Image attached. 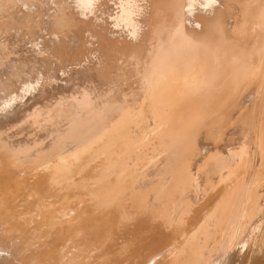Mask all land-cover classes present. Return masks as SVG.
<instances>
[{
    "label": "bare ground",
    "instance_id": "bare-ground-1",
    "mask_svg": "<svg viewBox=\"0 0 264 264\" xmlns=\"http://www.w3.org/2000/svg\"><path fill=\"white\" fill-rule=\"evenodd\" d=\"M104 1L0 0V34L9 31L13 33L20 21L22 22L21 26L25 27H22L19 33L37 29L41 31V34L48 33V30L53 28L50 21L88 16L86 9H82L83 6L92 2L99 4ZM227 1L230 3L232 0ZM227 1L225 0L226 3ZM244 1H247L246 8H248L243 12L246 14L244 24L248 22L253 30H262V36H264L263 0ZM119 3L121 10L133 11V4H136L141 12L145 11V8L142 7L143 2L119 0ZM111 15H113L112 10ZM106 16L109 15L104 14L102 17ZM219 24L221 23L218 22ZM214 26H207L201 33L192 29L188 30L185 24H180L178 28L181 35L180 40L189 45L192 49L191 52L186 51L182 45L175 49L170 45V50L167 51V48L161 50L163 54L160 55L161 42H155L150 49L146 50L142 59L135 63V66H132L133 60L128 59V62L131 63L129 67L114 70V74L109 79H103L102 83H99L101 86L99 90L96 87L88 89L79 86L75 91H72L74 94L64 91L59 98L48 103V99L43 102L37 101L36 96L42 88L36 85L35 87L39 88L34 92L35 87L30 86L31 92L34 94L30 98L28 97L27 101L25 99L26 90L23 89L24 97V92L20 91L22 96L18 95V98L25 99V103L22 100L23 104H17L16 101L19 99L15 98L14 102L17 105L8 107L6 102L0 106V227H14L21 230L18 233L3 234L4 241L3 243L0 241V261L8 260L6 257L10 252L6 255L5 249L19 250L20 245L18 246V244L23 241V237H28L26 240L29 241L38 231L48 229L46 227H48L49 208L50 211H53L52 219L60 220L65 225L64 230L55 234L51 233L48 243L45 245L48 246L47 251L49 249L47 262L50 261L51 264L57 260L60 263L61 257L63 261L66 260L65 263L62 261L61 263L67 264L69 255L73 256L74 254L76 259L73 262H77L81 252L80 256L88 254V251L97 249L101 242L98 247L100 249H103V247L101 248L103 245L110 250L116 246L114 253H124L125 257L130 255L131 257L128 256L130 263L126 264H246L248 261L253 264H264L263 231L258 232L255 237L258 239V243H255L256 247H254V243L253 246L251 244L259 255H255L258 259L253 262L255 256L252 252L253 257L250 256L252 259L248 256L250 254L249 242L254 236L252 230L264 226L263 215L256 219V215L252 216L253 211L258 208L255 205L258 203L257 196L261 197L262 195L258 191L262 179H259L260 173L257 170L251 173V181L255 180V186L258 185L254 188L252 197L249 195L252 202L255 200L251 216L243 219V223L237 226L238 231H228L233 227L235 218L232 214L229 215L230 208L234 205L232 199L235 201V198L244 192H237L238 186L240 184L242 186L241 182L243 181L245 184L244 177L248 176L250 171H244L246 175L242 177L241 175L236 177L234 172L242 168L245 169V164L248 166L246 169H253L255 162L252 160H255L259 154L251 153V149L256 148L258 143L260 144L258 146L262 147H260L262 151L260 155L264 157V116L262 114L255 116L254 131H251L252 122L247 119L242 120L241 125L234 126L235 134L240 133L239 130L244 126L241 131H245L247 138L243 140L236 135L229 138L230 133L227 128L231 127L232 120L229 121L226 116L232 112L233 103L238 96L245 98V102H247L254 95L252 85L262 81L264 83V37L262 39L247 38L245 42L233 45L224 41L223 35H215ZM244 27L239 26L236 30L244 34L243 31H246V28L243 29ZM256 36L261 35L257 34ZM30 50L27 52L30 53ZM39 50L41 51L40 48ZM10 51L14 53L16 50L0 49L4 60L2 62L10 63V66L13 67L4 79L0 77L2 79L0 80V90L8 88L10 82L7 79L19 80L21 76L32 72L35 65L34 60L38 54L36 50V56L33 59H26L27 61L20 60L23 57L16 58V60L14 57V60L9 57V59L4 58L5 53L11 55ZM23 51L25 50L23 49ZM123 51L118 49L116 53L120 54ZM29 53L25 52L24 55ZM123 69L125 70L121 72ZM3 70L0 71V75ZM127 79L137 83L136 86H130L128 91L121 86ZM11 85H14L13 91L17 90L15 83ZM28 88L26 89L28 90ZM31 92L29 91V93ZM46 93L43 94V97L47 95ZM186 102L188 103L186 104ZM49 111L52 115H48ZM74 115L81 124L99 126L102 130L96 135L94 134L93 137H82L79 142L76 141L78 140L76 137L77 144L70 141L71 144L66 143L70 147L67 145L63 147L61 140L66 129L73 123ZM172 117H182L188 120L181 125ZM99 118L103 121L100 122ZM161 126L164 129L158 133ZM81 128L79 127L77 130H81ZM252 132L254 133L252 134ZM251 134L255 135L252 139L249 138ZM145 135L151 137L154 145L150 149L151 151L145 154V157L143 156L140 164L141 171L132 165L129 169L121 172L120 169L127 164L121 162L126 155H129L128 152L140 148ZM75 136L73 134V137ZM235 144H240V152L233 149ZM48 150L51 156L38 160L46 155ZM163 151L170 152V155L166 156L165 162H163L164 158H160V156L155 158ZM212 159L213 161L210 162ZM33 161L35 163H30ZM151 161L155 163L147 164ZM24 162L29 163L30 166L21 170L19 166L25 164ZM227 163H232V165L235 163V170H232L231 164L230 166L228 164L231 170H223ZM139 172L149 177L147 185H143L144 187H140L137 191L123 189V186L128 184ZM113 173L117 175L119 181L114 186L112 195L98 198L95 202L88 200L89 202L83 203L86 199L85 196L87 195L89 198L91 191H96L99 187V182L109 179ZM237 174L239 175L240 171ZM233 176L234 179L241 177L240 180H244H238L239 184H234ZM5 177H10L12 180ZM230 182L232 186L229 184L228 187L227 184ZM150 183H157V185L150 186ZM223 184H226L227 187ZM210 185L212 189L213 186L218 187L219 191H216L215 194L211 193V197L208 195L205 203L198 207L197 204L199 205L200 202L202 203L201 200H204V197L201 199L199 195L206 189L210 193ZM240 190H242L241 187ZM208 193H204L203 196ZM197 195L201 199L200 202L198 201L199 203L196 202ZM239 198L235 201V207L241 201ZM42 201H45L47 205L42 204ZM26 204L31 206V212L28 215H23L20 212ZM40 204L43 205V213L42 210L36 209ZM53 206H55L54 210ZM67 206L70 209L63 211L62 209ZM234 209L237 210V208ZM148 211H152L153 214L150 216ZM235 211L234 214H236ZM197 213L199 217L195 218ZM105 214L108 215L109 220L108 222L104 221L106 222L105 228L102 227L103 223L101 224L103 228L101 230L98 221L101 222L105 219ZM181 214L184 215L179 218ZM41 215L42 219L38 220L37 218ZM95 215H97L96 221ZM100 215H104L101 220L98 219ZM150 217L153 218L152 220H156L158 217L162 218L163 223L169 224L179 218V226L171 233H167V240L150 245L147 244V241L151 239L152 229L160 228L159 224L155 225L149 221ZM91 218H94L92 222L96 225L90 223ZM186 223L187 226L184 227ZM89 225L90 228L93 227V232ZM96 226H99L101 231L98 228L95 230ZM194 230L195 233L190 235V232ZM103 231L106 233L101 238ZM45 233L48 234V232ZM96 240L97 242L94 244ZM98 240L101 242L99 243ZM182 240L185 244L194 240L197 245H193L194 247L191 251L189 249L188 254L184 246L180 250V255L184 256L177 261V257L174 256L176 247L171 244L177 245ZM84 242L87 248L84 247ZM81 243L83 251L79 247ZM87 243L91 244L88 246ZM97 244L98 246H95ZM77 245L81 252L74 253L78 249ZM118 245L120 246L117 247ZM35 249L36 247L32 248L30 255L24 253L21 255L22 257L19 256L21 258L17 257L7 264H23V259L26 262V256L30 257V259L27 258L26 264H35L31 260L41 253ZM33 250L37 252L34 256ZM107 252L104 253L108 257ZM92 253L91 251V262L88 259L90 264L94 262L92 260L94 257L98 258L104 254L99 252L100 255L97 253L98 256L92 257ZM116 254L109 257L111 262L115 261L113 258L117 257ZM212 254H217L218 258L210 259ZM121 256L124 257L120 254ZM141 257L142 259H140ZM144 258H150L148 263L143 260ZM72 259L74 258L72 257ZM85 259L87 260V258ZM117 259H119V255ZM70 261L68 264L71 263ZM82 261L85 264L84 259H81L78 264ZM89 262L87 261V263ZM117 264H121V262L119 263L117 260Z\"/></svg>",
    "mask_w": 264,
    "mask_h": 264
},
{
    "label": "rangeland",
    "instance_id": "rangeland-1",
    "mask_svg": "<svg viewBox=\"0 0 264 264\" xmlns=\"http://www.w3.org/2000/svg\"><path fill=\"white\" fill-rule=\"evenodd\" d=\"M120 1H122V0H120ZM136 1L144 3V5L142 6L145 8L144 12H141V10L138 8V6L136 4H133V8H134L133 11H130L129 9L121 10V4L119 3V0H105L104 2H100L99 4L92 2V3L88 4L87 6H83L82 9H86V11L88 12V14H87L88 16H81V17L68 18V19H62V20H57V21L56 20L50 21L49 23L53 28L49 29L48 33H42L41 34V31L38 29L36 31L31 29L33 31L27 32V33H19L21 31V28L25 27V26H21L22 22L20 21L19 26L16 29H14L13 33H12V31H9V32H3L2 34H0V49L7 48V49H11V50H16V51H14V53H13V51H10L11 55H9V53H5L4 58L9 57V58H11V60H14L13 59V57H14L16 60V58L20 59V57H23L20 60L27 61L28 59H33V57H35L36 54L38 53L35 60H34L35 65L32 68V72H30L28 75L21 76L19 78V80H16L15 78L7 79L10 82V83H8V88L5 87V89L0 90V106L6 102L8 103L7 104L8 107L15 106L17 104H20L22 100H24L23 103H25L28 100L27 98L28 97L30 98V96L34 94L31 92L32 89L30 88V86L34 88L36 85L37 86L39 85L40 88H42L39 90V93L36 96L37 101L43 102V101H45V99H48V103L50 101L56 99V98H59V96L64 91H69V92H71V94H74L72 91H75V89L79 86H81V88L85 87L88 89L90 87H96L99 90V88L101 87L99 85V83H102L103 79H105V78L109 79L110 76L112 74H114V72H115L114 70L120 69L121 67L122 68L129 67V64H131V63L128 62V59H132L133 60L132 66H135V63L139 62L142 59L146 50L150 49L151 46L155 42H158V41H160L161 45H162L160 51L166 50V48H167V51H168V49L170 50V45H171V47L174 46V49H175V47L182 45L186 51L191 52L192 49L189 47V45L184 43L182 40H180L181 35L178 32V28L180 27V24H182V25L185 24V26L188 30L192 29L196 32H201V33H203L205 31L207 26H212V25L214 26L215 25L213 27L214 34L215 35L218 34L221 36L223 35L224 41H227V43L233 44V45H237V43L245 42V40H247V38L258 37V38L262 39L264 37V36H262V34H263L262 30H260V31H258L257 29L253 30L251 28V24L248 22H246L244 24L245 19H246V14H244L243 12H244V9H246V10L248 9V8H246V4H247L246 2L247 1H244V0H235L236 2H232L233 1L232 0V1H230V3L227 0H226L227 3L225 2V0H156V1L136 0ZM263 2H264V0H263ZM95 5H97V6L95 7ZM253 7H254V5H253ZM111 10L113 12V15H111ZM228 10H229V12H228ZM140 12H141V15H140ZM230 12H232V13L229 14ZM104 14H108L109 16L102 17ZM218 22H220L221 24L218 25ZM239 26H241V27L245 26L243 29L246 28V31H243V32H245L246 34L240 33L239 31L236 30L237 27H239ZM257 34H260L261 36H256ZM162 47H164V48L162 49ZM39 48L41 49V51L39 50ZM23 49L25 51H23ZM30 49H32V50H30ZM42 49L44 50V52ZM45 49H46V51H45ZM118 49H122L124 51L120 54H117L116 52ZM126 49H129V50H126ZM171 49H173V48H171ZM28 50H30V53L27 52ZM36 50L37 51L39 50L43 54H41L39 51L36 53ZM31 51H33V52H31ZM141 51H142V53H141ZM21 52L23 55L22 54L17 55ZM25 52L29 53V54L24 55ZM159 54L162 55L163 52L161 51ZM0 55H1L0 56V58H1L0 62H2V61H4L3 60V54H0ZM6 55H7V57H6ZM14 55H17V56H14ZM31 55H33V56L31 57ZM27 57H30V58H27ZM0 67H1L0 69L5 68L4 70L2 69L3 75L2 74L0 75V77L1 78L3 77V79L5 78L6 74L13 68L10 66V63L5 64L3 62H2V65H0ZM7 67H8V69H6ZM2 70H0V71L2 72ZM124 70L125 69L121 70V72H123ZM121 72H120V74H121ZM1 78H0V80H2ZM262 82L252 85V88L254 90V95L249 99V101L245 102V98L239 97V96L235 99V102L233 103L234 107L232 109V112L230 113V115H226L227 119L229 121L232 120L231 121L232 123H230L232 125H231V127H229L231 129L229 130V128H227L228 132L230 133L229 138H233V136H235V135L237 137L240 136L241 140L247 138V137H245V135H246V133H244L245 131L244 132L241 131L244 126L241 127V130H239L240 133H238V134L234 133L235 132L234 126H237L239 124L241 125V121L244 119H247V120H250L252 122L253 125L251 128V131H254L255 130L254 125L256 122V121H254L255 116H257L258 114H262L264 116V83H262ZM12 83H15V85H17V88H16L17 90L13 91L12 88L14 85H11ZM136 85H137L136 82H132L131 79H127L125 82L123 81L121 86L126 91H128V88L130 86H136ZM258 85H260V86H258ZM26 88H28V90ZM37 88H39V87H37ZM37 88L35 87L33 89V92L36 91L35 89H37ZM23 89L26 90L25 92L28 95V96L26 95V97H25L26 101H25V99H19L18 98V95H19V97L22 96L20 94V91L23 93L24 92ZM29 91L31 93H29ZM47 91H48V93H46ZM25 92L23 94V97L25 95ZM45 93L47 95L45 97H43V94H45ZM15 98H16V100L19 99L20 102L16 101V103L18 102L16 104L14 102ZM12 100H13V102H12ZM23 103H21V104H23ZM187 103L188 102H186V104ZM51 111L48 112V115L49 114L52 115ZM74 114H76V113H74ZM100 117H102L101 114H100ZM72 119L74 120L73 123L69 125L68 129H66V131L63 135L64 137L61 140L62 141L61 144L63 145V147H65L66 145L68 146V144H71L73 141L75 142V144H77V142H79L82 137H93L100 130H102L101 127H99V126L81 124L80 120L78 118H76L75 115ZM96 119H98V118H96ZM172 119L177 120V123H179L181 125H182V123L184 124V122H186L188 120V119H185L182 117L181 118H178V117L173 118L172 117ZM99 120H100V122L103 121L101 118H99ZM169 120L171 121V118ZM79 127L80 128L83 127V128H81V130H77V128H79ZM163 129L164 128L161 126L158 130V133L162 132ZM253 133L254 132H252V134ZM73 134H74V136L75 135L76 136L73 137ZM252 134L249 136V138H251V139L255 136V135L253 136ZM257 136L259 137V135H257ZM76 137L78 138V140H76L77 139ZM263 139H264V136H263ZM70 141H72V142H70ZM66 143H68V144H66ZM153 145H154V142L151 139V137L149 135H145L142 142H141V146L139 148L140 150L137 149V150H133L132 152L130 151L127 153L129 155H126L125 159L121 162L123 164H125V163H127V164L125 166H123L120 169V171L123 172L126 169H129L130 166L132 167V165L134 168H136V169L139 168L138 170L141 171L142 168H141L140 164H141V161L143 160L142 158L145 157L144 156L145 154H148L151 151L150 149L153 147ZM256 145H257L256 148L251 149V153L255 152V154H259V155H257V157H255V160L254 159L252 160L253 162H255V164L253 165V169L252 170H250V168L246 169V167H248V166H246L247 164H245L246 170L244 168H242L244 170L241 169L242 171L239 170L240 171L239 175L237 174V172L239 173V171L234 172V174L236 173V175H237V176L235 175L236 177H238L240 175L242 177L243 175H246L245 174L246 171L247 172L250 171L249 175L248 176L246 175L244 177L246 186H245V184H243L244 181L241 182L242 186H241V184L238 186L239 190L237 192L244 191L245 193L242 192V194H241L239 192L241 196L238 194L239 196L237 198H235V201L238 200V198L240 197L242 203H241V201L240 202L238 201L239 204H237L235 207L236 202L234 201V199H232L233 200L232 202H234V205L231 204L232 207L230 208L231 211H230L229 215L231 216V214H232L233 218L234 217L235 218H234L233 225H232L233 227L228 230L229 232H233L235 230L238 231L237 226H239V225H241V223H243L242 222L243 219H247V217L251 216V211H252V208H254L255 200L252 202V198H250V196L252 197V194H254V188H256L258 186V185L255 186V184H256L254 182L255 180L251 181V179H252L251 173L255 170H257L260 173L259 179H262V181L260 183V187H258V191L262 195H261V197L257 196L258 197V201H257L258 203H255V205L258 208H256L255 211H253L252 216L256 215V217H255V219H256L258 216L263 215V218H264V157L260 155L262 153V151L260 149L261 146H258L260 144L258 143ZM68 147H70V146H68ZM248 147H250V146H248ZM233 149L240 152V149H241L240 144L233 145ZM225 150H227V149H225ZM218 153H220V152H218ZM131 155L132 156L134 155L133 158ZM169 155H170V152L163 151V152L159 153L157 156H155V158H159V156H160V158H164L163 162H165L166 156H169ZM50 156H51V154L48 150L46 152V155L40 157L38 160H42L45 157H50ZM188 158H189V156H188ZM212 161H213V159L210 162H212ZM24 163L25 164H22L19 166V168H21V170H25L27 167L30 166L29 163H27V162H24ZM30 163H35V162L33 161ZM130 163H132V164L130 165ZM149 163L151 164V163H155V162L154 161L147 162V164H149ZM228 164H229V166H230V164L232 165V163H227L224 166L223 170H225V171H226V169L231 170V168L228 166ZM234 164L232 165V168H233L232 170H235ZM235 166H236V164H235ZM241 177H239V179L236 178L237 181L240 180ZM5 178L9 179L10 177H5ZM147 178H149V177H146V176L140 174V172H139L133 176L132 180H130L128 184H125L123 186V189L125 188V190L137 191L140 189V187H144L147 185V183H148ZM205 178H206V176H205ZM246 178L248 181L246 180ZM236 179H234V176L232 177V180H234V184L235 183L239 184V181L237 182ZM244 179H241L240 181H242ZM10 180H12V178H10ZM137 180H138V182H137ZM118 181H119V179L117 178V175L114 173L111 175V177L109 179L100 181L99 187L96 189V191H91V195H89V198L86 195L85 196L86 199L83 203H85L86 201L89 202L88 200H93L92 202H95L98 198H105V197L112 195L113 188L117 184ZM143 181L146 182V184H143L144 183ZM229 184H231V182L227 184L228 187H229ZM232 184H233V181H232ZM232 184H231V186H232ZM234 184H233V186H234ZM153 185L155 186V185H157V183H152V184L150 183V186H153ZM223 185H225L227 187L226 184H223ZM243 185H244L245 190L243 189ZM238 187H236V188H238ZM240 187L242 188V190H240ZM210 188H211V185L209 187V190L211 191L210 193H208L207 189L204 192V193H206V192L208 193V194H205L206 197L203 196L204 193L199 195V197L201 196V199L204 197V200L203 199L201 200L198 197V195H197V199L195 198L196 202H198L199 200L202 201V203L199 201L200 202L199 205L197 203H195V204H197L198 207L205 203V200L207 199L208 195H209V197H211L210 196L211 193L215 194L219 191L218 187L213 186V189L211 188L212 190ZM213 191H214V193H213ZM248 192H252V193L248 194ZM236 196H237V194H236ZM247 196H248V198H247ZM240 198H239V200H240ZM51 200H53V199H51ZM214 200L216 201V198ZM43 203L46 204L45 201H42V204ZM214 203H216V202H214ZM245 205H246V207H245ZM38 208L36 207L37 210H42V213H43V210H44L43 205L40 204V206ZM234 208H237V210L235 211ZM34 209H35V207H34ZM54 209H55V206H53V210ZM66 209H70V208H68V206H67V207L63 208L62 210L66 211ZM200 211H199V214H200ZM234 211L236 212V214H234ZM29 212H31V206L29 204H26L23 206L20 213H22L23 215H28ZM59 212H60V210H59ZM148 212H150V216L153 214L152 211H148ZM101 213H102V211H101ZM99 214H97V215H99ZM199 214L197 213V216L195 218H198ZM52 215H53V211H50L48 208V227H46V229L47 228L48 229L45 231H38V233L33 235V239H31L29 241L26 240V238H28V237H23L22 238L23 241H21V242L19 241L20 242L19 244L17 243L18 246L20 245L19 250L18 249L14 250L11 248L5 249L4 251L6 252V255L9 252H10V254L6 257L8 260L5 262L0 261V264H7L11 260H14L17 257L21 258L22 257L21 255L24 253L30 255V251L32 250V248H35V247H36L35 250L38 253H39V251L41 253L38 254V256H37L36 255L37 252L33 250L34 254L32 251L31 255L33 254V256L34 255H36V256H34V258H33V256H31V258H33L31 261H33V263L35 262V264H51V263H49L50 261L47 262L48 257H49V254H48L49 249L47 251L48 246H45V245H47L48 240L50 238L49 235L51 233L55 234V233L60 232L61 230L65 229V227H64L65 225L62 222H60V220H53L51 217ZM97 215H95V217H94L95 221L97 220V218H96ZM182 215H184V214H181L179 216V218ZM103 216L104 215H100L98 217V219L101 220V218ZM106 216H107V218H106ZM94 218H91L92 220L90 221V223L93 221ZM179 218L172 224L165 223V222L163 223L162 222L163 219L159 218V217L156 218V220H152L153 218L149 219V221L152 222L153 224H155V225L159 224L160 228H158V227L154 228V229L151 228L152 229L151 239L147 241V244L153 245V244H157L158 241H165V239L167 240V238H166L167 233H171L172 230H174L176 227L179 226V224H178V222L180 220ZM233 218H232V220H233ZM37 219L41 220L42 215L40 217H38ZM105 219H103L101 222L98 221L101 230L103 228H105L104 225L106 222H104V221L108 222V220H109V217L107 214H105ZM98 223H97V225H98ZM91 224L96 225V223H93V222ZM101 224H102L103 228L101 227ZM95 225H93V226L95 227ZM99 226L98 227L96 226V229L95 228L94 229L97 230V228H98V230H99ZM185 226H187V223L184 224V227ZM106 227H107V225H106ZM89 228H90V225H89ZM92 228L93 227L91 226L90 229H92ZM101 230H99V231H101ZM93 231L94 230L92 229V232ZM248 231L250 232V229ZM262 231L264 233V226H260V228L257 227L254 230H252L254 236H252V240H250V242H249L250 246L248 249L249 253H250V254L248 253L249 254L248 256L250 259H252V257H253V255H251V252H252V254L254 253V256L255 255L259 256L258 253H256L255 248H253L252 246L256 242L258 243V239L255 237L258 234V232L260 233ZM18 232H21V230L18 228L7 227V226L0 227V241H2V243L4 241L3 234L6 235V234H13V233H18ZM45 232H48V234ZM105 233H106V231H103L102 235L100 234L101 238H102L103 234H105ZM194 233H195V230L191 231L190 235H192ZM98 234H99V232H98ZM98 234L96 235V237L99 236ZM94 242H92V243L96 244L97 240ZM98 242H99V240H98ZM100 242H101V240H100ZM101 243L99 244V246H98V244L95 246L100 247ZM87 244L89 246L91 243L90 244L87 243ZM251 244H252V246H251ZM40 245H42L43 247H41ZM80 245L81 246H79V247H81V251H83L82 250L83 245H84V247L87 248V245H85V242L83 245H82V243ZM120 245H118L117 247H119ZM125 245H126V243H125ZM171 245L173 247H176V249H174V256L177 257V261H178L181 258H183V256H184V255H180L181 254L180 250L184 246L186 247V249H187L186 252L188 254L191 251V249L194 246H196L197 244H196V242H194V240L188 242L187 244H185V242L182 240V241L178 242L177 245H174V244H171ZM77 247H78V245H77ZM79 247H78V249L75 247L77 249V251L76 252L74 251V253H78V251L81 252ZM90 247H92V246H90ZM98 247H97V249H94L95 252L93 250H90V251H88V254H84L83 256H80V254L82 253L81 252L78 256L79 258H78L77 262H73L76 258L74 257L75 254L71 253L72 255L73 254L74 255L73 256L69 255L68 262H66V263L68 264L69 261L71 260L70 264H78V262H80L81 259L82 260L84 259L85 264L87 263V261L89 262L88 259H90V262H91V257H90L91 251L94 253V255L92 253L91 256L94 257V256H98L99 252L101 254V253L107 252L106 250H109L107 252L109 254L108 257L106 255V253L101 254V256L104 255V257H106L105 259H107V260L109 259V257H111V255L116 254V253H114V249L116 246H113L112 250H110V248L109 249L105 248L104 245L101 246V248L103 247V249H100ZM213 247H214V245H213ZM217 247H218V245H217ZM254 247H256V244L254 245ZM86 248H84V249H86ZM170 248H171V246H170ZM189 249H190V251H189ZM111 251H112V253H111ZM213 252L215 253V250ZM68 253H69V251H68ZM126 253H127V251H126ZM120 254L123 256L125 255L124 253H121V252L117 253L116 255H117V257L119 255V259H117L116 256H114L116 258H113V256H112L113 260H115L112 262H111V258L109 259L110 261L108 260L106 262L104 257H101V256H99L98 258L94 257V259H92V260H94V262H93L94 264L99 263L100 261L102 262L101 264H110V263L111 264H117V260H119V263L121 262V264L130 263V260H128L129 259L128 256H130V255H127V257H125V256L120 257ZM19 256H21V257H19ZM76 256H77V254H76ZM250 256H252V257H250ZM28 257L29 256H26V262L24 261V259H23V262L21 260H20V262H22L23 264H26ZM70 257H71V259H70ZM72 257L74 259H72ZM255 257L253 258L254 259L253 262H255V260L258 259L257 257L256 258ZM85 258H87V260ZM211 258H214L216 260L218 258V256L216 254V255L211 256L210 259ZM29 259H30V257H29ZM29 259H28V261H29ZM64 259H65V256H64ZM121 259H123V260H121ZM140 259H142V257ZM143 260H146L145 262L148 263L147 261L150 260V258L149 259L144 258ZM61 261L65 263L66 260L63 261V259L61 257ZM61 261L59 263V261L57 260V261H55V263L63 264V263H61ZM123 261H125V262H123ZM90 262L87 264H90ZM249 262L250 261H248V263H246V264H249ZM55 263H53V264H55ZM81 263L84 264L83 261ZM250 264H253V263L250 262Z\"/></svg>",
    "mask_w": 264,
    "mask_h": 264
}]
</instances>
